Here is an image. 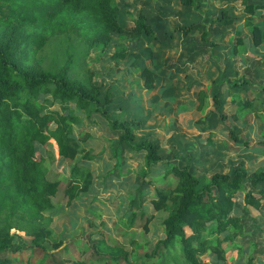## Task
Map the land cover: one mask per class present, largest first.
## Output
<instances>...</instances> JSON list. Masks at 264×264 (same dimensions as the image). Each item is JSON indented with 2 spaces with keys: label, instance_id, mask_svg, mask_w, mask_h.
Returning <instances> with one entry per match:
<instances>
[{
  "label": "rangeland",
  "instance_id": "rangeland-1",
  "mask_svg": "<svg viewBox=\"0 0 264 264\" xmlns=\"http://www.w3.org/2000/svg\"><path fill=\"white\" fill-rule=\"evenodd\" d=\"M196 2L195 9L177 0H116L124 31L113 33L108 45L91 49L84 58L86 49L74 36L48 43L42 52L43 66L49 68L56 59L62 65L68 54L76 60L75 68L84 62L94 72V82L101 90L100 106L109 118L66 103L77 116L72 136L78 147L76 154L65 159L51 145L36 144V149L46 157L47 177L62 180L60 191L53 198L55 207L45 213V226L52 236L42 247H36L31 236L17 233L10 247L0 251V257L9 258L10 264H73L81 257L88 264H110L106 256L88 249L94 240L108 236L129 251L131 262L123 264H164L167 260L170 264H182L180 246L170 257L146 255L165 237L164 221L169 210L156 209L153 200L159 198L156 186L173 181L155 175L158 166L168 168V163L146 170L143 155L129 152L119 142V131L111 127L110 120H131L136 142L147 138L158 142L163 160L187 165L196 176H210L216 171L232 175L240 164L247 171L264 170V44L257 48L259 52H252L250 33L243 29L246 48L233 49L237 43L234 26L215 31V25L208 27L223 8L241 24L246 11L239 0L219 6L213 0ZM251 2L258 4L264 0ZM140 15L151 24L153 33L132 40L128 31ZM193 22L199 25L194 26ZM204 31L206 39L201 37ZM182 34L190 36L183 38ZM122 43L126 46L125 56L115 58L117 45ZM238 48H243L244 56L234 65L229 52ZM224 65L227 70L222 71ZM145 68L151 71L148 85L142 73ZM220 85L229 88L221 91ZM200 88L208 96L203 109L196 110ZM105 96H109L106 104ZM242 100L249 104H241L245 102ZM54 106L62 103L57 101ZM230 130L237 139L229 135ZM253 146L259 149H252ZM75 164L88 167L92 181L86 192L66 204L63 186ZM150 182H155V186ZM263 190L264 183L247 184L237 194L239 205L230 214L238 217L241 227L229 224L220 233L229 234L230 238L220 243L222 254L212 248L207 250L202 258L208 264H247L251 254L239 247L259 229L264 232ZM246 191L259 199V206L245 204ZM208 226L213 228L215 222ZM186 231L189 233L190 229L186 227ZM209 231L215 247L216 231ZM261 240L264 245V238ZM259 256L264 258V252L260 251Z\"/></svg>",
  "mask_w": 264,
  "mask_h": 264
},
{
  "label": "trees",
  "instance_id": "trees-1",
  "mask_svg": "<svg viewBox=\"0 0 264 264\" xmlns=\"http://www.w3.org/2000/svg\"><path fill=\"white\" fill-rule=\"evenodd\" d=\"M181 2L198 7L196 0ZM241 2L250 14L257 8L249 0ZM118 14L116 0H0V251L10 247L17 233L31 236L36 247H42L52 236V231L45 226V213L55 207L53 198L60 191L62 180L47 177L46 157L36 149V144L51 145L56 154L65 159L76 154L72 136L77 116L66 103L109 118L100 106L101 90L94 82V72L84 62L75 68L77 62L68 54L62 65L56 59L45 68L42 52L52 39L67 37L69 40L74 36L86 49L84 58L91 49L108 45L113 33L124 31ZM142 17L140 15L128 31L132 40L143 33H153L151 25ZM230 22L225 11L214 19V23ZM244 23L253 25L250 19ZM180 29L189 31L185 27ZM235 35L237 43H242L241 32L236 30ZM201 37L206 39V31ZM262 41L264 30L254 26L253 42L257 45ZM125 51V44H119L113 56L122 59ZM150 72L146 68L142 72L146 85ZM205 99L206 92L198 90L196 110L203 109ZM57 101L62 106H54ZM104 102H109V96H105ZM243 103L249 104L248 101ZM110 123L119 131V142L129 152L143 155L146 170L160 163L170 165L161 178L170 177L173 181L156 186L159 198L153 200L156 209L169 210L164 221L165 237L146 255L170 257L180 246L182 264H208L202 257L209 248L222 254L220 243L230 236L220 233L229 224L241 227L238 217L230 214L236 208L237 194L243 192L247 184L264 183V170L247 171L240 164L232 175L216 171L210 176H196L187 165L178 166L163 160L158 142L150 139L136 142L131 120H110ZM229 133L236 138L233 130ZM91 181L88 167L72 166L63 186L66 204L86 192ZM150 183L155 185V182ZM261 192L263 198L264 190ZM244 201L254 207L260 202L249 191L245 192ZM213 221L215 247L209 237V229L213 228L208 226V223L213 225ZM90 248L99 256H106L110 264L131 262L129 251L114 238H98L88 246ZM72 263L88 264L85 257ZM0 264H10V259L0 257ZM164 264L170 263L167 260ZM247 264H253V256L248 258Z\"/></svg>",
  "mask_w": 264,
  "mask_h": 264
},
{
  "label": "crops",
  "instance_id": "crops-1",
  "mask_svg": "<svg viewBox=\"0 0 264 264\" xmlns=\"http://www.w3.org/2000/svg\"><path fill=\"white\" fill-rule=\"evenodd\" d=\"M229 1H231V0H228V1H222V2H218V1H215V0H213V4L214 5H216V6H219V5H222L223 3H227V2H229ZM177 2H179V3H181V1L180 0H177ZM249 3H251V4H253V5H257V8H255V10H254V12L253 13H248V12H245L246 14H245V17L242 19L243 21L241 22V24H239V22H238V20H237V18H235V16H233V15H231L230 14V12L228 11V10H224V8L223 9H221L222 11H221V13L223 12V11H225L226 12V14H227V16H229V18H231V22L230 23H228V24H221V23H214V21L213 22H211L210 24H209V26L208 27H211V25H215L216 27H213L214 29H213V31H215V29H217V28H224V27H227L228 25L229 26H234V30L236 31V30H239L240 32H241V35H240V37H241V40H242V43H235L234 44V46L235 47H233V49H235V48H237L238 46L239 47H243V46H246L245 45V43H246V39H245V37H242V36H244V32H243V29L244 30H246V31H249V33H250V40H251V47L252 48H254V49H251L252 50V52H259L258 50H257V48L258 47H261L263 44H264V41H262L261 43H259V44H255L254 42H253V27L254 26H258L260 29H262V30H264V3L263 2H261V3H252L251 2V0H249ZM239 4L240 5H243L242 4V2H241V0H239ZM188 6V5H187ZM244 7V6H243ZM245 11V10H244ZM191 12H192V10H191ZM221 15V14H220ZM219 15V16H220ZM219 16H217V17H219ZM216 17V18H217ZM250 17V18H249ZM247 19H250L251 21H252V23H253V25H245V20H247ZM199 21H201L200 19H199ZM148 24H150V23H148ZM194 26H197V25H199V22H193L192 23ZM151 25V24H150ZM227 25V26H226ZM243 26V27H242ZM235 31H234V34H233V36L235 35ZM144 34V33H143ZM183 35V38H185V37H189L190 35L188 34V35H184V34H182ZM236 36V35H235ZM180 37H181V34H180ZM186 38V39H187ZM243 48H246V47H243ZM243 48H238V50H232L231 52H229V56L230 57H233V60H234V65H237L238 63H240V60L242 61V59H243V56H244V54H243ZM252 54V53H251ZM253 55V54H252ZM236 57H238L237 59H234V58H236ZM221 70L222 71H224V70H227V66L226 65H224L223 66V68H221ZM229 87H226V89H224V87L223 86H219V90H227ZM201 89V88H200ZM199 89V90H200ZM205 92H206V90H204ZM198 92V91H197ZM208 96V93L206 92V97ZM242 99H244L243 97H242ZM246 99V98H245ZM250 99V98H249ZM251 100V99H250ZM242 101H245V100H242ZM229 135H230V133H229ZM148 139V138H147ZM151 140V139H150ZM259 149L257 146H253V148L252 149ZM255 151H257V150H255ZM158 166V165H157ZM157 166H155V167H157ZM170 166V165H169ZM159 168H158V171L159 172H155L156 174V176H161V174L162 173H164V171H165V169L166 168H161L160 166H158ZM192 171V170H191ZM251 171H253V170H251ZM155 186V185H154ZM155 194H156V192H155ZM157 195V194H156ZM237 205H239V201L237 200L236 201V208H235V210H234V212L237 210ZM258 235V237H256ZM264 232H262V230L261 229H259L258 230V232L256 233V235L255 236H253V237H248L247 239H248V242L244 245V246H242V247H239V246H237V247H239V250H240V248H241V251H242V249H243V251H244V253H246L247 255H250V256H253V264H264V258H262L261 256H259V254H260V251H261V253L262 252H264V245L262 244V240H261V238L263 237L264 238ZM252 243L254 244V247L252 246ZM236 247V246H235ZM253 249V251L255 252V254L257 255V256H255L253 253V251H251ZM240 251V252H241ZM249 256V257H250ZM248 257V258H249ZM248 258H247V260H248Z\"/></svg>",
  "mask_w": 264,
  "mask_h": 264
}]
</instances>
